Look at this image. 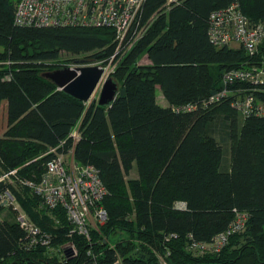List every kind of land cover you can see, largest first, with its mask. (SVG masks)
Here are the masks:
<instances>
[{
    "label": "trees",
    "instance_id": "1",
    "mask_svg": "<svg viewBox=\"0 0 264 264\" xmlns=\"http://www.w3.org/2000/svg\"><path fill=\"white\" fill-rule=\"evenodd\" d=\"M234 1L252 23L264 20V0H144L127 36L138 42L115 73L117 98L108 106L96 100L88 106L43 73L61 68L64 51L91 62L109 58L115 30L16 25L17 0H0V58L9 65L0 69V173L18 169L20 177L38 181L54 156L49 149L80 124L75 159L94 164L109 191L101 201L108 218L100 232L91 231V239L73 233L78 256L45 246L28 249L20 225L2 220L0 264H160L157 251H169L170 264H264V116L244 117L232 98L204 104L222 87L226 71L264 59V46L251 56L242 46L211 42V12ZM144 52L150 63L138 64ZM157 86L167 106L157 101ZM256 97L264 102V88ZM186 104L196 108L177 109ZM217 127L230 141L226 170ZM135 165L138 178L127 183ZM5 188L53 236V249L70 239L62 207L48 209L28 186L0 182V191ZM178 201L186 208H176ZM235 208L250 214L243 232L219 253L188 251L190 240L210 241L224 231ZM118 230L132 239L110 247L107 238Z\"/></svg>",
    "mask_w": 264,
    "mask_h": 264
},
{
    "label": "built area",
    "instance_id": "2",
    "mask_svg": "<svg viewBox=\"0 0 264 264\" xmlns=\"http://www.w3.org/2000/svg\"><path fill=\"white\" fill-rule=\"evenodd\" d=\"M143 2L144 0H17L14 23L20 26L45 28L108 27L115 30L116 40L121 43L127 39L137 21ZM208 33L216 47L237 43L251 56L258 54L264 46V20L252 23L243 13L239 1L211 12ZM222 83V87L205 101V106L232 98V105L244 117L253 114L264 116V102L256 97V92L264 88V59L260 65L226 71ZM194 108L196 105L193 104L177 107L178 110ZM80 139V124H77L66 140L49 149L48 153H53L54 156L46 162L45 171L38 181L20 177L18 169H12L0 173V182H7V178L12 176L16 188L30 187L48 209L62 207L72 226L71 234L76 233L91 239L92 227L104 224L108 218V212L101 205V201L109 191L100 170L94 164L76 161L74 150ZM68 140L70 143L67 146ZM175 206L178 209H185L186 203L178 201ZM3 207L19 210L17 220L25 231L24 245L28 249L45 246L55 251L52 247L53 236L28 217L11 188L0 191V211ZM234 212V218L224 231L216 234L210 241L190 240L187 245L188 251L195 256L221 252L233 234L246 229L250 218L247 211L235 208ZM60 250L69 257L78 256L72 241L62 244ZM89 254L93 255L91 250ZM156 254L160 264H170L167 259L169 251L166 253L157 251ZM120 259L119 257L116 263H119ZM94 262L98 264L96 260Z\"/></svg>",
    "mask_w": 264,
    "mask_h": 264
},
{
    "label": "rangeland",
    "instance_id": "3",
    "mask_svg": "<svg viewBox=\"0 0 264 264\" xmlns=\"http://www.w3.org/2000/svg\"><path fill=\"white\" fill-rule=\"evenodd\" d=\"M115 41H116V48H115V52H114L115 55L114 56L112 55L105 60L93 61V63L98 64V65L101 64L105 68L106 75L112 76L119 83V85H121L120 81H118L115 78L116 77L115 76L116 70L119 68V65L121 64L122 59L125 56V54L128 53L134 47V45L138 42V39H133L129 42H127V39H126V40L122 41L121 43L118 40H115ZM232 46L238 47L239 45L237 43H233ZM80 59H85V56L76 55V54H72L70 52L64 51L62 53L61 58L57 62V66H60V67L72 66V64H74L75 61L80 60ZM4 60L5 59L0 58V69L1 70L6 69V67L9 66L4 62ZM138 61H139L138 64H149L150 59L148 58V54L146 52L142 53L140 55ZM3 71H5V70H3ZM100 92H101V86L98 88V90L94 94V97H93L94 100L96 99V101H97V99L100 96ZM157 101L163 106L168 105V101L164 98V95H163V92H162V89L160 88V86H157ZM91 103L92 102H89V103H87V105L89 106ZM81 122H82V120H81ZM215 135H216L217 139L219 140V142L221 143L223 150H224L222 169L223 170L229 169L231 166L230 141L222 133L221 127H217ZM38 159H39V157L33 158L27 164H29L32 161H36ZM138 174H139L138 168L135 165L134 169L126 177L127 183L130 180H134V179L138 178ZM7 179H8L7 182H10L13 185L14 178L12 176H9ZM18 201L20 202L19 199H18ZM20 204H21V202H20ZM22 210L24 212H26L28 217L31 219V217L29 216V214L27 213V211L25 210V208L23 206H22ZM18 214H19V210L18 209L16 210L15 208H12V207H3V209H1V211H0L1 219L4 222H9V223H18V220H17ZM100 228H101L100 224L99 225L96 224V227H92V235L94 234V232H100V230H101ZM45 232H47V231H45ZM69 236H70V239L66 243H68L69 241H72L73 244L75 245L76 250H77L78 255H79L80 251H79L77 244L75 242V238H72V236L74 237L75 235L69 233ZM107 239H108L107 241H108V244L110 247H116V244L118 241H123V244L125 246L126 244H128L129 240H131L132 238H131L130 234H128L127 232L118 230L117 232L110 235V237L108 236ZM135 246L137 247L138 245H135ZM54 249H55V251H56V249L60 251L61 245L58 248L56 247ZM64 251H66V249H64Z\"/></svg>",
    "mask_w": 264,
    "mask_h": 264
},
{
    "label": "water",
    "instance_id": "4",
    "mask_svg": "<svg viewBox=\"0 0 264 264\" xmlns=\"http://www.w3.org/2000/svg\"><path fill=\"white\" fill-rule=\"evenodd\" d=\"M43 76L59 89L85 103L94 100V94L100 86L101 92L97 99L99 105H111L120 91L119 83L112 76H106L105 68L88 59L77 60L74 66L46 71Z\"/></svg>",
    "mask_w": 264,
    "mask_h": 264
}]
</instances>
